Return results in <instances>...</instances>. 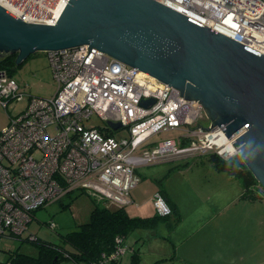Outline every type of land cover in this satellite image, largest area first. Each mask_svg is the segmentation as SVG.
Masks as SVG:
<instances>
[{
  "label": "built area",
  "instance_id": "2783aa9c",
  "mask_svg": "<svg viewBox=\"0 0 264 264\" xmlns=\"http://www.w3.org/2000/svg\"><path fill=\"white\" fill-rule=\"evenodd\" d=\"M180 13L264 54V0H158ZM70 0H0L30 22L55 23ZM58 84L51 97L31 96L24 112L0 131V234L22 235L34 212L75 191L111 200L119 207L133 202L140 166L186 156L239 155L237 136L214 125L203 104L171 84L88 45L47 53ZM20 86L0 69V101L18 99ZM146 99H154L148 106ZM104 122L90 125L92 116ZM120 122L114 130L109 122ZM128 132L120 134V129ZM177 130L178 136L144 149L153 135ZM158 211L170 212L157 197ZM52 227L56 226L52 222ZM112 255L128 251L121 245Z\"/></svg>",
  "mask_w": 264,
  "mask_h": 264
},
{
  "label": "water",
  "instance_id": "95a60500",
  "mask_svg": "<svg viewBox=\"0 0 264 264\" xmlns=\"http://www.w3.org/2000/svg\"><path fill=\"white\" fill-rule=\"evenodd\" d=\"M82 45L199 100L214 125L237 136L239 156L264 187L263 53L158 0H70L53 24L0 4V56L18 53V66L39 51Z\"/></svg>",
  "mask_w": 264,
  "mask_h": 264
},
{
  "label": "rangeland",
  "instance_id": "374dc122",
  "mask_svg": "<svg viewBox=\"0 0 264 264\" xmlns=\"http://www.w3.org/2000/svg\"><path fill=\"white\" fill-rule=\"evenodd\" d=\"M13 77L20 86L21 96L10 101L6 107L0 101V131L7 128L11 118L26 110L31 96L51 97L58 88L48 55L42 51L32 54L17 66ZM89 124L104 126L105 122L98 115H94ZM127 132L125 128L119 130L120 134ZM178 134L177 130L157 133L147 140L144 149H152L159 141L176 137ZM215 164L210 156H200L191 157L189 160H164L152 165H143L137 169L141 182L132 190L134 201L125 206L126 210L134 216L154 215L158 211L159 191L166 189L179 204L183 216L182 222L172 231V234L168 229L172 226L170 222L174 220L173 217L162 220L156 227L137 229L130 234L127 241L129 244H134L136 248L141 247L139 251L142 253L143 264H192L190 259H196L199 256V247L204 242L202 236L197 235L195 238H199L189 246L188 242L180 239L183 235H187L188 227L197 220L190 214L193 196L199 201L198 209L202 212L201 216L208 214L216 216L209 225L196 233L211 237L219 235L221 238H223L222 235L240 234L241 238H246L244 242L236 246V240H230L220 264H256L258 261L264 264V196L258 200H252V202L257 201L253 208L246 207L244 203L240 205L238 200L245 199L241 196L243 189L239 182L240 178L229 181L227 176L230 174L217 169ZM234 184L240 188L238 193L235 192ZM260 191L264 192L263 186ZM238 195L239 197L230 206L226 208L221 206L226 196L231 198ZM65 204L68 206H64ZM95 206L96 203L90 194L78 190L61 201L36 210L21 240L7 237L1 239L0 261L8 259L10 250L19 249L20 252L30 255L38 254V249L33 243L23 240L29 233L36 234L44 240L60 243V234L77 230L80 224L89 221ZM105 206L110 209L119 207L111 200H106ZM52 222L57 226L55 230L52 229V225H49ZM234 256L236 262L230 263L229 260ZM242 257L245 260H242ZM131 260V251L128 250L124 254L123 263L130 264ZM206 261L204 264H207ZM60 264L76 263L66 259Z\"/></svg>",
  "mask_w": 264,
  "mask_h": 264
},
{
  "label": "trees",
  "instance_id": "16d2710c",
  "mask_svg": "<svg viewBox=\"0 0 264 264\" xmlns=\"http://www.w3.org/2000/svg\"><path fill=\"white\" fill-rule=\"evenodd\" d=\"M17 55L18 53H5L0 56V69H5L11 77L18 66L16 64ZM100 127L104 131V126ZM104 133L114 134L111 129ZM210 157L216 163L217 169L227 171L233 178H240L239 182L243 189L242 198L254 201L264 196V192L260 191L261 183L239 155L230 160H224L216 154H211ZM159 192L165 197L162 190ZM91 196L96 206L91 212L89 221L80 224L77 230L60 234V243L44 240L36 234L29 233L23 240L33 243L38 249V254L30 255L20 252L19 249L10 250L8 259L0 261V264H60L66 259L73 260L76 264H123L124 256L117 259L112 258L120 246L117 238L122 240L121 245L127 246L131 251V264H141L139 249H135L134 244H129L127 241L130 234L137 229L156 227L162 220L171 217L174 218L170 222L172 226L181 220L180 213L176 212L173 207L171 208L169 204L170 212L166 215L157 211L152 216L142 217L131 215L125 207L110 209L105 206V199ZM56 228L57 226L52 227L53 230ZM23 235L0 234V241L5 237L21 240Z\"/></svg>",
  "mask_w": 264,
  "mask_h": 264
},
{
  "label": "crops",
  "instance_id": "0c3cea01",
  "mask_svg": "<svg viewBox=\"0 0 264 264\" xmlns=\"http://www.w3.org/2000/svg\"><path fill=\"white\" fill-rule=\"evenodd\" d=\"M210 155L211 154H208V155H205V156H210ZM191 157L195 158L194 156H186V157L174 158V159H171V160H182V159L189 160ZM196 157H200V156H196ZM227 177H229V181H233V177L230 178V175L227 176ZM233 187L235 189V192L238 193L240 191V188L237 187L235 184H234ZM163 193L165 195L167 203L171 206V208L173 207L174 210L176 212L178 211L180 213V215H181V220L175 226H173V227L170 226V228L168 229V231L171 232L170 234H172V231H174L179 226V224L182 222L183 216H182L181 208H180L179 204L177 203V201L174 198H172L167 193L166 189L163 191ZM131 195H132V192H131ZM238 197H239V195L236 196V197L233 196L231 198L230 197L228 198L226 196V198L223 200L221 206L223 208H226V207L230 206V204L232 202H234ZM183 199H185V198L183 197ZM133 201H134V199H133ZM198 203H199V201L196 199V197L193 196V207H192V209L190 211V214L194 215L197 218V220L195 222H193L188 227L187 235H183L180 239H183L184 241L188 242V246H189L192 242L196 241L199 238V237L195 238L197 235L203 237L204 242H202V244L200 245L199 250H198L199 256L196 259H192V258L190 259L192 261V264H204L206 259H207V261H206L207 264H216L218 259H220L217 262V264H220V262L222 261L221 257L224 255V250H226L228 248L227 245H228L229 241L230 240H232V241L236 240V242H235V246H236V245L240 244L241 242H244L245 241L244 239H246V238H241L240 234L222 235L223 238H221V236H219V235H215V236L211 237V236H205L204 234L196 233L201 228H204L206 225H209L211 223V221L216 218V216H214L213 214H208L206 216H201L200 214L202 212H200L199 209H198ZM238 203L240 205H243V203H244V205H246V207L253 208V206L255 205L254 203H257V201L256 202H252V201H249V200L241 199V200H238ZM251 204H253V205H251ZM245 237H248V236H245ZM133 247L135 249L141 250L140 249L141 247L136 248L135 245H133ZM139 252L141 253V251H139ZM141 256H142V253H141ZM165 258H162V260L163 259L165 260ZM242 260H245V258L242 257ZM229 261H230V263H235L236 262V257L234 256ZM123 264H125V263H123ZM141 264H143L142 259H141ZM256 264H262V262L258 261Z\"/></svg>",
  "mask_w": 264,
  "mask_h": 264
}]
</instances>
